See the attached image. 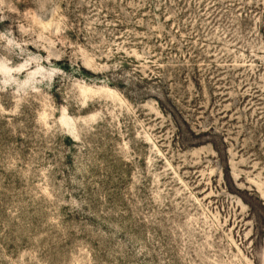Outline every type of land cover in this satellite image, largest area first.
Returning a JSON list of instances; mask_svg holds the SVG:
<instances>
[{"label":"rangeland","instance_id":"obj_1","mask_svg":"<svg viewBox=\"0 0 264 264\" xmlns=\"http://www.w3.org/2000/svg\"><path fill=\"white\" fill-rule=\"evenodd\" d=\"M0 264H264V0H0Z\"/></svg>","mask_w":264,"mask_h":264}]
</instances>
